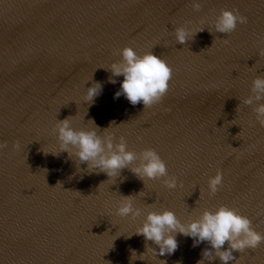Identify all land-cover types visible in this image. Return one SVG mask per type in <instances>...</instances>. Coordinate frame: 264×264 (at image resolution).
Here are the masks:
<instances>
[{
	"label": "water",
	"instance_id": "water-1",
	"mask_svg": "<svg viewBox=\"0 0 264 264\" xmlns=\"http://www.w3.org/2000/svg\"><path fill=\"white\" fill-rule=\"evenodd\" d=\"M200 2L196 12L192 0H0V143H8L0 150V264H197L210 245L194 247L182 234L173 254L131 260L146 243L158 247L129 236L146 211L164 208L187 222L227 205L264 233V127L242 103L264 75V0ZM222 9H238L248 22L210 32ZM180 26L205 29L184 45L173 32ZM126 46L153 51L173 70L150 108L114 98L124 77L110 83L106 68ZM94 82L102 90L89 104ZM69 116L77 129L94 120L101 135L114 122L107 131L130 150L155 149L177 188L145 184L127 168L117 178L89 173L67 152L45 154L59 151L52 129ZM217 171L223 183L212 196L208 179ZM121 195H134L142 215L117 216ZM234 255L238 264H264V243Z\"/></svg>",
	"mask_w": 264,
	"mask_h": 264
},
{
	"label": "clouds",
	"instance_id": "clouds-1",
	"mask_svg": "<svg viewBox=\"0 0 264 264\" xmlns=\"http://www.w3.org/2000/svg\"><path fill=\"white\" fill-rule=\"evenodd\" d=\"M192 8L199 12L202 8L200 0H192ZM247 22L248 18L238 9H222L213 22V28H208V30L212 33L230 34L236 30L238 24ZM204 29L202 27L193 33L184 26L175 27L173 32L176 43L185 45ZM224 43L227 44L229 41L225 40ZM113 54L120 56L121 59L112 62L106 68L111 73L109 82L115 84V77H124L114 98L123 95L133 106L143 103L144 109L162 101L173 75L172 68L163 58L154 54L153 51L141 56L131 46L115 50ZM101 90V83L94 82L87 88L85 102L91 104ZM261 101H264V75H257L252 80L250 94L242 103L252 106L256 121L264 127V102ZM239 107L240 105L237 110ZM70 117L72 116L63 120L57 119V124L52 129L59 144V151L45 152V154L59 155L61 152H67L69 158L74 159L77 165L86 163L89 173L103 172L109 178H117L127 168L145 184L148 180H162L168 189L177 188L178 178L169 175L166 162L155 149L147 148L139 153L130 150L124 136H120L117 140L113 133L107 131L114 122L103 129L104 134L101 135L98 131L101 129L94 120L91 121L95 127L77 129L72 126ZM137 139L142 140L143 138L138 137ZM7 147L6 141L0 143V150ZM12 147L18 150L20 142L15 141ZM222 183L223 174L220 171H217L214 177H209V195L214 196ZM179 186L183 187L182 182ZM133 196L121 195L122 199L115 208L117 216L135 219L142 215L143 210L135 207ZM134 234L142 235L146 242L152 241L158 247H151L146 243V251L139 256L135 250H132V261L145 260V253L148 251L156 257L173 254L179 246L177 234L193 238L194 247L202 242L210 245L203 250V258L197 261V264H204L205 260L216 259H219L221 264H229L230 261H236L238 264L235 252L244 253L264 243V233L255 230L252 220L227 205H221L214 211L205 209L199 218L190 219L187 222L182 221L175 211L168 208L148 210L142 224L129 237ZM161 261L166 264L165 260Z\"/></svg>",
	"mask_w": 264,
	"mask_h": 264
}]
</instances>
